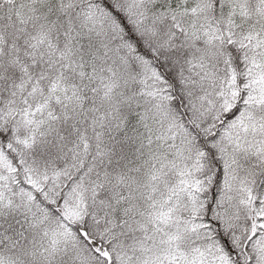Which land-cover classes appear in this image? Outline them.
<instances>
[{
	"label": "snow or ice",
	"instance_id": "snow-or-ice-1",
	"mask_svg": "<svg viewBox=\"0 0 264 264\" xmlns=\"http://www.w3.org/2000/svg\"><path fill=\"white\" fill-rule=\"evenodd\" d=\"M0 264H264V0H0Z\"/></svg>",
	"mask_w": 264,
	"mask_h": 264
}]
</instances>
